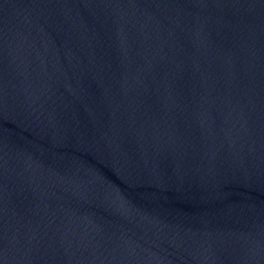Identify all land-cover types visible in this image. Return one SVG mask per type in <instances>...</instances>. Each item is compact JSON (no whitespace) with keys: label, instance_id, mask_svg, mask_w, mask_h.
<instances>
[{"label":"water","instance_id":"obj_1","mask_svg":"<svg viewBox=\"0 0 264 264\" xmlns=\"http://www.w3.org/2000/svg\"><path fill=\"white\" fill-rule=\"evenodd\" d=\"M0 264H264V0H0Z\"/></svg>","mask_w":264,"mask_h":264}]
</instances>
